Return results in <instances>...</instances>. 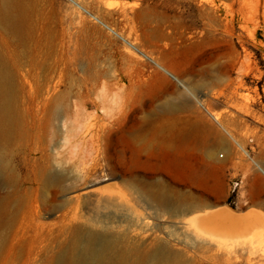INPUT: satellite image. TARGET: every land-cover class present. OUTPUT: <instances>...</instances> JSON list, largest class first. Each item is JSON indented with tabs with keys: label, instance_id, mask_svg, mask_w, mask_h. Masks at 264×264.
Here are the masks:
<instances>
[{
	"label": "rangeland",
	"instance_id": "obj_1",
	"mask_svg": "<svg viewBox=\"0 0 264 264\" xmlns=\"http://www.w3.org/2000/svg\"><path fill=\"white\" fill-rule=\"evenodd\" d=\"M22 3L36 25L28 56L61 70L57 89L73 99L63 119L52 117L49 133L41 134L42 140L53 138L50 171L65 178L59 187L33 181L40 152L27 157V165L22 152L10 160L14 186L32 192L10 207L19 223L4 231L0 264H58L71 254L76 230L90 226L87 219L130 222L134 217L125 207L83 199L127 193L129 200L125 181L196 204L202 200L208 215L227 211L245 218L261 209L253 198L264 204V0ZM9 43L16 47L14 39ZM26 100L28 122L33 125L36 114L45 126L49 115ZM10 187L0 196L13 193ZM157 224L163 227L143 233L132 227L131 238L146 250L164 243L186 264H264V253L249 263L241 248L233 258L215 246L206 250L187 237L180 219ZM19 227L24 229L15 240ZM221 242L226 250L234 244Z\"/></svg>",
	"mask_w": 264,
	"mask_h": 264
},
{
	"label": "bare ground",
	"instance_id": "obj_2",
	"mask_svg": "<svg viewBox=\"0 0 264 264\" xmlns=\"http://www.w3.org/2000/svg\"><path fill=\"white\" fill-rule=\"evenodd\" d=\"M25 7L22 0H17L16 3L12 0H0V190L7 186L13 188V193L10 195L0 196V247L5 242L2 240L4 231L16 227L19 223L17 216L11 211L12 203L28 200L32 192L31 189H25L23 186H14L15 175L10 168V160L13 156L22 152L23 163L27 165V157L37 151L41 153V158L35 162L41 161L42 165L39 168L35 167L36 175L33 180L39 187L57 188L65 181L63 175L50 171L52 165L49 149L53 138L42 140L41 134L49 133L52 117L58 121L63 119L64 112L70 107L67 102H71L73 95L57 89L62 84L61 70L57 67L45 68L38 62V56H28L30 44L36 34V25L32 15L28 13V7ZM10 39L15 40V48L9 43ZM19 49L26 50L27 59L23 58ZM26 86L29 87L28 95L24 93ZM27 96L32 100V107L36 108L37 112L44 110L49 115L45 126L37 122L36 114L35 123L32 125L28 122V116L23 111ZM214 118L216 121L221 119L218 115ZM61 130L60 127L57 128L53 132L54 137L58 136V133L60 135ZM32 145L34 147H31ZM239 147L242 153L248 155L243 145L239 144ZM208 155H210L208 158H213V151L211 150ZM260 170L264 174V170ZM124 183L129 192V200L125 192H123L126 194L125 197L88 193L83 199L84 202L90 201L96 206L102 205L106 208L116 203L128 209L127 212L131 213L134 219L130 222L119 219L113 222L105 217L103 221H98L94 217L87 219L90 226L76 230L71 254L66 257L59 256L58 264L66 262L68 264H186L183 254L172 250L164 243L156 242L154 247L146 250L141 248L139 240L131 238L132 227L139 229L140 233L153 231L163 227L161 224L154 225V222L166 219H180L185 226L187 237L195 242L204 243L206 250L213 249L214 246L224 250L229 258H233V254L237 255V248L247 251L249 263L254 257L264 253V205L259 206L261 209H257L256 214L253 213L245 218H237L227 211L208 215V209L202 200L196 204L189 202V197H173L163 188L156 190L152 186V189H145L130 182ZM108 191L110 193V190ZM122 191L126 189H121ZM132 203L137 204L143 213L136 212L130 206ZM253 204L258 206L256 198L253 199ZM255 207L251 208L256 209ZM124 224L127 228L118 234L117 230L125 227ZM22 229L24 228L21 227L17 231L15 240L21 235ZM170 236H173L172 233ZM228 239L234 240V244L227 245L230 249L226 250L223 248L225 244L221 241ZM213 256L216 257L215 254Z\"/></svg>",
	"mask_w": 264,
	"mask_h": 264
},
{
	"label": "crops",
	"instance_id": "obj_3",
	"mask_svg": "<svg viewBox=\"0 0 264 264\" xmlns=\"http://www.w3.org/2000/svg\"><path fill=\"white\" fill-rule=\"evenodd\" d=\"M253 199H254V198H253ZM256 201H257V204H258L259 206L264 205V204H260L259 201L257 200V198H256Z\"/></svg>",
	"mask_w": 264,
	"mask_h": 264
}]
</instances>
